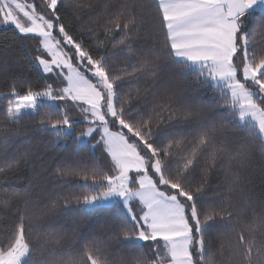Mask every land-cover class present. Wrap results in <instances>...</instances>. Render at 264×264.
Wrapping results in <instances>:
<instances>
[{
	"label": "snow or ice",
	"instance_id": "1",
	"mask_svg": "<svg viewBox=\"0 0 264 264\" xmlns=\"http://www.w3.org/2000/svg\"><path fill=\"white\" fill-rule=\"evenodd\" d=\"M0 28L40 76L0 91V264H264V0H0ZM29 123L92 154L43 205L7 180Z\"/></svg>",
	"mask_w": 264,
	"mask_h": 264
},
{
	"label": "trees",
	"instance_id": "2",
	"mask_svg": "<svg viewBox=\"0 0 264 264\" xmlns=\"http://www.w3.org/2000/svg\"><path fill=\"white\" fill-rule=\"evenodd\" d=\"M7 37V39H5ZM102 38V35L101 37ZM85 42L89 43L87 35L84 37ZM30 41H21L19 37L14 36L11 29L0 28V91L6 90L7 85L16 78H28L33 84L40 81V76L36 69H33L25 59V45H30ZM119 56V50H117ZM4 101L0 99V109H3ZM23 131L16 140L17 143H31L34 146L36 158L34 162L27 166H22L18 171L12 173L7 180L20 191H29L31 199L41 203L48 202L45 192L52 187H60L67 185L63 181L50 175L51 166L64 155H78L89 158L92 154L88 149L83 152L75 153L74 141L71 137L58 141L49 131H42L39 125L25 124L21 126ZM96 157H101L100 150L95 152ZM43 164V168L41 165ZM248 181V190L255 200L264 199V180L261 179L260 165L257 161L251 165L245 173ZM222 178V177H221ZM215 176L210 177L209 187L215 189L219 179ZM212 191L208 192L211 196ZM23 207V201L17 202ZM62 220L80 219L81 231H86L91 225L99 222L104 217L102 210L95 212H84L82 209L74 208L72 211L64 212L58 209L57 213ZM42 223H46L42 222Z\"/></svg>",
	"mask_w": 264,
	"mask_h": 264
}]
</instances>
